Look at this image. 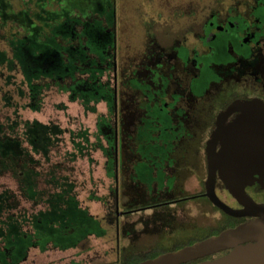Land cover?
Listing matches in <instances>:
<instances>
[{
  "label": "flooded vegetation",
  "instance_id": "af4514ba",
  "mask_svg": "<svg viewBox=\"0 0 264 264\" xmlns=\"http://www.w3.org/2000/svg\"><path fill=\"white\" fill-rule=\"evenodd\" d=\"M182 16L188 25L179 28V33L167 32L169 41L157 38L149 42L148 54L133 69L129 65L119 68L114 47L107 48L104 65L99 67L102 73L112 69L113 84L106 81L105 85L113 93L100 101H105L111 116L106 127L102 121L98 123L108 140L106 169L116 181L113 214L119 232L125 236L130 232V223L125 219L130 214L186 200L204 199L219 213L215 228L197 227L208 229L204 235L209 236L179 245L180 248L255 219L231 216L208 200L206 178H199V161L204 162L207 177L206 143L219 114L230 104L258 100L264 106V0H236L227 7L201 9ZM109 29L113 30V26ZM236 115L230 114L225 122ZM119 170L126 172L121 198ZM189 175L200 180L201 190L187 196L180 191V180ZM246 192L255 203H264V189L258 182L248 185ZM215 193L228 207L242 208L218 177ZM174 213L157 218L170 221ZM121 219L124 230L120 229ZM116 242L119 243L117 239ZM33 248L28 249L23 261ZM138 254L141 253H132Z\"/></svg>",
  "mask_w": 264,
  "mask_h": 264
},
{
  "label": "rangeland",
  "instance_id": "374dc122",
  "mask_svg": "<svg viewBox=\"0 0 264 264\" xmlns=\"http://www.w3.org/2000/svg\"><path fill=\"white\" fill-rule=\"evenodd\" d=\"M234 1L236 0H45L44 5L50 14L43 23H48L49 27V23L63 18L64 21L57 27L55 34L63 41L75 42L69 46L63 43L58 46V52L45 53L40 60L51 69L62 65V70L67 71L63 63L66 53L73 68L78 62L88 65L90 68L86 72L89 77L94 78V82L87 81L86 75L78 76L85 80L77 83L74 91L86 96L85 98H102L107 93L105 82L113 84V71H104L99 79L100 71L94 69V66L102 61L107 48L114 47L119 68L129 65L133 69L148 54L151 48L149 42L153 39L157 41V38L169 41L170 38L165 36L167 32L179 33V28L188 25L186 15L182 16L183 14L227 7ZM16 3L20 4V1L17 0ZM96 16L100 18L96 19ZM107 25L113 26V30L110 31ZM5 48L4 43L0 42V49ZM28 90L19 68L14 71L0 68V123L7 124L16 120L21 123L20 129L26 121L59 127L62 131L58 136L60 140L50 152L48 161H41V171L45 175L54 171L57 178L66 177L73 183V191L80 207L96 218L105 230V235L89 236L78 248L65 251L49 249L40 252L38 249H30L27 259L21 264H116L123 256L129 257L132 253L157 255L172 251L179 245L205 236L210 228L217 226L219 213L206 200L197 199L130 214L125 218L130 223V232L127 236L119 232L118 224L114 225L113 214L115 203L112 191L116 189V181L110 176L105 164L108 140L98 126L101 121L103 126L109 125L108 117L111 114L105 101L95 103L90 100L87 106L95 108V111H91L86 109L84 98H71L70 91L49 86L42 91L39 108L35 110L29 106ZM21 91L25 96H21ZM109 92L113 93V89H109ZM4 96L11 98L12 106H6ZM199 165L202 169L199 178L204 181V162L199 161ZM44 178L50 176L42 177L39 188L45 187ZM118 179L121 198V184L126 181V172L119 170ZM198 181L200 180L196 176H186L180 180L183 183L180 191L187 196L197 194L201 190ZM0 185L15 194L19 204L17 213L30 216L46 206L25 200L19 193L15 180L7 174L0 177ZM125 191L124 189V193ZM174 211L175 217L170 221L157 218V215L162 217ZM122 221L124 219H121L120 229L124 230Z\"/></svg>",
  "mask_w": 264,
  "mask_h": 264
},
{
  "label": "trees",
  "instance_id": "16d2710c",
  "mask_svg": "<svg viewBox=\"0 0 264 264\" xmlns=\"http://www.w3.org/2000/svg\"><path fill=\"white\" fill-rule=\"evenodd\" d=\"M19 1L20 4L16 3L17 0H0V42L6 47L0 49V68L4 67L7 71L19 68L29 89V106L35 110L39 108L42 91L49 86H56L63 91H70L71 98H84L86 109L95 111L94 107L87 106L89 101L97 103L112 93L107 85H104L107 93L102 98H85L75 93V85L85 80L78 76L86 75L87 81L94 82V78L86 72L90 68L88 65L78 62L73 68L66 53L63 63L67 71L62 70V65L51 69L40 60L45 53L58 52V46L63 43L69 46L75 42L63 41L56 36L57 27L63 18L53 22L50 20L48 27V23H43L50 14L44 5L45 0ZM104 60L102 57V61L94 66V69L100 71L99 79L103 75L99 65H104ZM20 93L25 96L22 91ZM3 100L6 106H12L9 96H4ZM20 124L16 120L7 124L0 123V177L6 174L11 176L25 200L46 206L30 216L17 213L19 204L15 194L0 185V264L23 261L28 249L32 247L41 252L49 249L67 250L79 246L89 235H105V230L96 218L79 206L73 191L74 184L66 177L57 178L54 171L46 175L41 171V161H48L50 152L60 140L58 136L62 131L59 127L26 121L20 129ZM85 140L88 141L86 137ZM48 175L50 178L43 179L45 187L39 188L42 177ZM162 253L123 256L116 264H138Z\"/></svg>",
  "mask_w": 264,
  "mask_h": 264
},
{
  "label": "water",
  "instance_id": "95a60500",
  "mask_svg": "<svg viewBox=\"0 0 264 264\" xmlns=\"http://www.w3.org/2000/svg\"><path fill=\"white\" fill-rule=\"evenodd\" d=\"M232 113L237 115L225 122ZM205 151V196L231 216L255 219L138 264H186L197 260L201 261L196 264H264V203H255L246 192L253 182L264 189L263 104L258 100L230 104L219 114ZM216 177L241 209H232L219 200ZM226 250L229 252L223 256L207 259Z\"/></svg>",
  "mask_w": 264,
  "mask_h": 264
}]
</instances>
